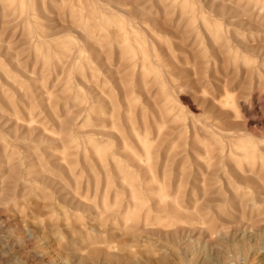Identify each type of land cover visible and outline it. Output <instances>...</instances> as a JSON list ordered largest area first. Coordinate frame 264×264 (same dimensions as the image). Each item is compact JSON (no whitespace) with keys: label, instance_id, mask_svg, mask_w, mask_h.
<instances>
[{"label":"rangeland","instance_id":"1","mask_svg":"<svg viewBox=\"0 0 264 264\" xmlns=\"http://www.w3.org/2000/svg\"><path fill=\"white\" fill-rule=\"evenodd\" d=\"M0 264H264V0H0Z\"/></svg>","mask_w":264,"mask_h":264}]
</instances>
